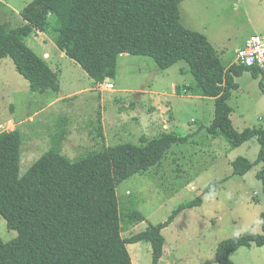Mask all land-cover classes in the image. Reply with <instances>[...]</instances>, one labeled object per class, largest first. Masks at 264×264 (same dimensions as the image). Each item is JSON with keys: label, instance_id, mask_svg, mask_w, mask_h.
Wrapping results in <instances>:
<instances>
[{"label": "rangeland", "instance_id": "obj_1", "mask_svg": "<svg viewBox=\"0 0 264 264\" xmlns=\"http://www.w3.org/2000/svg\"><path fill=\"white\" fill-rule=\"evenodd\" d=\"M31 1L0 0V23L7 19L8 28L22 25L18 12ZM177 1L181 25L203 34L222 65L234 64L237 50L253 35L264 33V0ZM25 43L57 69L59 89L32 92L12 59H0V132L20 131V176L50 149L74 162L104 147L140 144L141 137L151 139L163 132L187 136L186 141L172 144L161 163L145 175L130 177L116 187L121 214L134 208L144 217L133 226L123 220L122 237L163 222L213 182L215 189L202 195L200 205L181 210L161 231L164 246L159 263L217 264L214 254L220 241L235 232L261 234L264 186L256 176L263 163H254L259 154L257 138L233 148L222 137L208 134L214 100L199 95L185 62L162 70L149 56L122 54L115 79L100 85L45 33L38 31ZM235 81L238 87L227 101L233 128L264 130V74L254 77L246 70ZM236 158L254 164L243 175L233 174L231 162ZM16 235L0 215L1 239L10 241ZM126 249L132 264H151L148 242L130 243ZM230 259L234 264H264V246L240 247Z\"/></svg>", "mask_w": 264, "mask_h": 264}, {"label": "trees", "instance_id": "obj_2", "mask_svg": "<svg viewBox=\"0 0 264 264\" xmlns=\"http://www.w3.org/2000/svg\"><path fill=\"white\" fill-rule=\"evenodd\" d=\"M20 16L24 23L14 28L0 23V59H12L32 92L59 89L57 69L25 43L38 31L48 35L95 84L115 79L122 54L149 56L162 70L185 62L199 95L214 100L208 134L222 137L233 148L257 138L259 154L254 163H263L256 176L264 186V130H235L227 103L243 71L254 77L264 72L222 65L203 34L181 25L177 0H32ZM186 139L163 132L151 139L141 137L140 144L104 147L74 162L50 149L20 176V131L0 132V215L17 233L10 241L0 237V264H132L126 245L140 241L150 244L151 264H159L164 246L161 231L181 210L200 205L202 195L210 194L216 183L180 204L163 222L129 238L121 235L122 221L133 226L144 217L134 208L121 214L116 187L130 177L145 175L161 163L172 144ZM254 163L236 158L232 173L243 175ZM260 218L261 234L244 232L218 243L217 264H234L230 256L240 247L264 246V212Z\"/></svg>", "mask_w": 264, "mask_h": 264}, {"label": "built area", "instance_id": "obj_3", "mask_svg": "<svg viewBox=\"0 0 264 264\" xmlns=\"http://www.w3.org/2000/svg\"><path fill=\"white\" fill-rule=\"evenodd\" d=\"M234 64L264 72V33L253 35L236 52ZM111 89V85H107Z\"/></svg>", "mask_w": 264, "mask_h": 264}, {"label": "crops", "instance_id": "obj_4", "mask_svg": "<svg viewBox=\"0 0 264 264\" xmlns=\"http://www.w3.org/2000/svg\"><path fill=\"white\" fill-rule=\"evenodd\" d=\"M3 4H4L6 7L8 6L7 3H5V2H4ZM18 15H20V12H18ZM6 22H7V19H5V20L2 19V21H1V23H5V24H6ZM240 48H241V47H240ZM11 125H13V124H11ZM159 264H160V263H159Z\"/></svg>", "mask_w": 264, "mask_h": 264}, {"label": "clouds", "instance_id": "obj_5", "mask_svg": "<svg viewBox=\"0 0 264 264\" xmlns=\"http://www.w3.org/2000/svg\"><path fill=\"white\" fill-rule=\"evenodd\" d=\"M233 235L236 236V237L238 238L239 235H240V233H239V232H235Z\"/></svg>", "mask_w": 264, "mask_h": 264}]
</instances>
